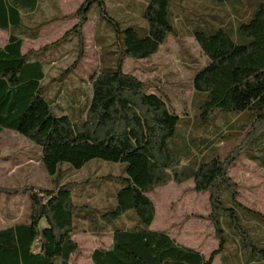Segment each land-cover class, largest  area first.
I'll return each instance as SVG.
<instances>
[{
  "label": "trees",
  "instance_id": "16d2710c",
  "mask_svg": "<svg viewBox=\"0 0 264 264\" xmlns=\"http://www.w3.org/2000/svg\"><path fill=\"white\" fill-rule=\"evenodd\" d=\"M39 1L0 0V30L9 33L0 46V135L7 129L38 146L55 185L37 191L32 186L8 190L29 193L30 216L26 223L0 229V264H70L77 250L71 238L77 209L84 210L78 218L93 229H106L96 221L99 218L109 223L125 214L128 221H135L130 228L108 229L111 245L92 251L93 264H212L216 255L222 264L264 262V215L238 201L237 184L228 175L240 148L223 159L211 154L202 155L194 165L182 163L169 147L180 117L160 96L146 92L143 82L123 71L124 58H148L168 35H177L176 18H171L173 0H143L144 31L121 27L107 13L104 0H85L78 8L80 20L70 33L77 37L79 49L86 14L96 3L101 18L112 26L116 53L113 65L91 77L79 124L66 113L57 114L48 101L39 54L21 50L27 35L23 16L32 13ZM188 30L207 58L192 80L194 99L201 101L199 115L205 121L215 110L251 112V149L252 139L264 131V0H257L233 29L222 24L208 32ZM56 45L58 41L43 50ZM257 144L263 147L262 142ZM92 160L125 164L123 185L108 211L76 206L71 184L57 182L63 165L80 170ZM189 180L196 192L209 194V218L218 245L208 257L164 231L151 229L155 206L147 193L170 181Z\"/></svg>",
  "mask_w": 264,
  "mask_h": 264
},
{
  "label": "rangeland",
  "instance_id": "374dc122",
  "mask_svg": "<svg viewBox=\"0 0 264 264\" xmlns=\"http://www.w3.org/2000/svg\"><path fill=\"white\" fill-rule=\"evenodd\" d=\"M84 1L40 0L32 13L23 16L27 35L23 36L21 48L23 53L39 54L43 60V83L55 112L66 113L78 124L81 122L80 106L84 105V112L87 108L91 77L101 68L113 65L116 59L112 26L101 18L96 3L86 14L81 50L77 37L70 33L79 23L76 12ZM256 1L173 0L170 8L174 14L170 16L176 18L173 27L177 35H168L158 51L148 58H124L123 71L143 82L146 92L160 96L180 117L169 147L182 163L194 165L202 155L211 154L223 159L232 150L240 148L228 168V175L237 184L238 201L264 215V131L252 139L253 145L249 149V134L254 130L251 112L215 110L207 120L202 119L199 115L201 101L194 99L192 80L207 58L188 30L208 32L222 24L233 29ZM143 2L103 1L107 13L121 27L144 31ZM8 34L0 30V46L4 45ZM57 41L58 45L43 50ZM80 52L81 58L78 57ZM258 142H262L263 147ZM62 170V177L59 176L57 182L71 184L72 201L76 206L86 204L104 212L113 207L115 193L123 185L125 164L92 160L83 169L69 170L63 165ZM54 185L55 181L42 165L40 148L13 131L3 130L0 135V188L8 193L0 190V229L29 221V193L12 194L8 190L32 186L37 191ZM147 195L155 206L151 229L166 232L176 242L194 248L206 257L217 248L218 239L209 218L212 210L208 192H196L189 180L180 184L170 181ZM78 212L84 210L77 209L76 212L71 238L76 242L77 250L72 254L70 264H93L92 251L111 245L108 229L130 228L135 224L134 219L128 221L124 214L109 223L99 218L96 221L106 229H93L78 218ZM221 262L220 256L216 255L212 264Z\"/></svg>",
  "mask_w": 264,
  "mask_h": 264
},
{
  "label": "crops",
  "instance_id": "0c3cea01",
  "mask_svg": "<svg viewBox=\"0 0 264 264\" xmlns=\"http://www.w3.org/2000/svg\"><path fill=\"white\" fill-rule=\"evenodd\" d=\"M6 42V41H5ZM5 44V43H4Z\"/></svg>",
  "mask_w": 264,
  "mask_h": 264
}]
</instances>
